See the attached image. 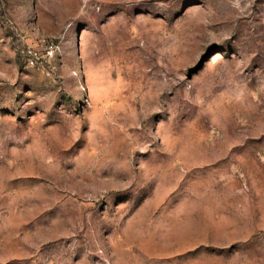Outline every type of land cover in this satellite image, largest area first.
<instances>
[{"label":"rangeland","instance_id":"obj_1","mask_svg":"<svg viewBox=\"0 0 264 264\" xmlns=\"http://www.w3.org/2000/svg\"><path fill=\"white\" fill-rule=\"evenodd\" d=\"M0 264H264V0H0Z\"/></svg>","mask_w":264,"mask_h":264}]
</instances>
